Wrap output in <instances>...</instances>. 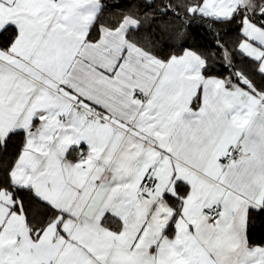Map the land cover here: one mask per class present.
Returning a JSON list of instances; mask_svg holds the SVG:
<instances>
[{
	"label": "snow or ice",
	"instance_id": "snow-or-ice-1",
	"mask_svg": "<svg viewBox=\"0 0 264 264\" xmlns=\"http://www.w3.org/2000/svg\"><path fill=\"white\" fill-rule=\"evenodd\" d=\"M0 264H264V0H0Z\"/></svg>",
	"mask_w": 264,
	"mask_h": 264
}]
</instances>
